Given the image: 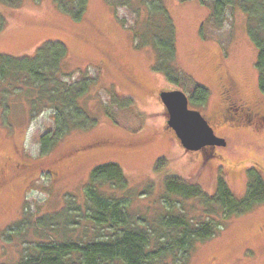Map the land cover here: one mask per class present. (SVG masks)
I'll return each instance as SVG.
<instances>
[{"label":"rangeland","instance_id":"rangeland-1","mask_svg":"<svg viewBox=\"0 0 264 264\" xmlns=\"http://www.w3.org/2000/svg\"><path fill=\"white\" fill-rule=\"evenodd\" d=\"M163 1L175 29L176 82L153 69V47L134 40L133 29L140 25V19L127 6L114 8L107 0H88L84 18L77 22L52 0H22L17 6L0 0L6 20L0 32V52L31 55L45 40H61L67 47L64 70L72 73L66 80L94 79L82 100L95 119L92 126L63 135L42 155L39 137L54 125L52 110L30 118L23 98H15L8 112L0 107V151L10 153L17 143L15 161L32 164L28 171L16 172L0 190V264H14L24 245L49 232L29 225L22 229L28 234L23 237L9 227L23 217L34 220L62 209L66 196L83 203V187L91 169L104 162L121 165L133 192L128 209L147 218L169 209L189 216L202 213L198 198L166 197L164 178L168 175L199 184L209 195L222 175L239 198L246 194L251 168L264 180V121H238V106L234 105L235 110L227 112L233 115L229 122L212 123L215 134L225 139V146L211 150V156L190 153L168 127L158 96L162 89H180L189 98L195 84L204 85L209 91L205 103L190 105L207 116L220 101L217 82L223 77L234 88L235 99L259 100L264 108L255 67L257 49L246 32L245 13L228 7L223 25L217 28L209 20L211 1ZM133 81L141 86H134ZM244 116L249 118L248 113ZM96 139L109 143L86 153L57 157ZM53 158L52 165L59 171L56 178L42 173V161ZM160 158L166 163L157 170ZM146 188L149 193H140ZM103 190L108 196H126L120 188L105 185ZM222 215L224 224L218 233L197 242L185 264H264V232L260 230L264 226V200L245 211Z\"/></svg>","mask_w":264,"mask_h":264},{"label":"trees","instance_id":"trees-1","mask_svg":"<svg viewBox=\"0 0 264 264\" xmlns=\"http://www.w3.org/2000/svg\"><path fill=\"white\" fill-rule=\"evenodd\" d=\"M2 1L17 6L22 0ZM52 1L77 22L84 18L88 6V0ZM206 1H211L209 20L217 28L223 25L228 7H238L245 13L246 32L257 49L258 88L264 95V0H200L202 3ZM107 2L114 8L127 6L139 17L140 25L133 29L134 40L138 39L141 46L151 45L155 50L153 69L176 82L175 29L164 1ZM5 23V16L0 11V32ZM66 55V45L57 39L45 40L31 55L13 56L0 52V107L8 112L15 98H23L27 101L30 118L44 110H52L54 125L39 137L42 155L48 153L66 133L95 123L92 111L82 100L94 79L84 76L77 81H67L72 73L64 70ZM208 94L206 86L195 84L188 98L189 107L204 104ZM210 152L205 153L213 155ZM165 163L166 159H158L155 169L162 168ZM248 177L246 194L239 198L222 175L217 177L212 195L204 192L199 184L168 175L164 178L166 197L174 194L198 198L203 206L202 213L189 216L169 209L147 218L128 209L133 192L121 165L113 161L95 165L83 187V203H76L74 197L66 196L67 203L62 209L34 220L23 217L8 228L23 237L28 234L22 233V229L29 225L45 233L49 231L24 245L14 264H185L197 242L218 233L224 224L222 214L242 212L264 200V180L260 174L251 168ZM105 185L120 188L126 196L106 195ZM141 192L146 195L149 190L146 188Z\"/></svg>","mask_w":264,"mask_h":264},{"label":"flooded vegetation","instance_id":"flooded-vegetation-1","mask_svg":"<svg viewBox=\"0 0 264 264\" xmlns=\"http://www.w3.org/2000/svg\"><path fill=\"white\" fill-rule=\"evenodd\" d=\"M221 80H218L217 86L220 94V101L215 110H213L210 114L205 116L209 123L212 125L214 120L221 121L223 123L229 122L230 119L233 118V115H228L227 112L232 109L235 110V106H238V110L236 112V119L238 121H247L251 124H258L264 121V108L261 107L259 100H244V99H235V92L232 85L229 81L223 77H220ZM134 86L140 87L139 83L135 81L132 82ZM248 113L249 118L245 119L244 114ZM213 127V125H212ZM169 129V128H168ZM214 129V127H213ZM219 136V135H218ZM111 142V141H110ZM109 143L107 139H96L88 142L84 145H79L71 150L65 151V153L57 156L58 158H64L65 156H69L72 154L86 153L92 150H97L98 148L104 147ZM217 146L214 147H205L198 151H189L190 153H199L203 154L208 151H213ZM19 145L14 143L10 153H3L0 151V190L4 188L15 176L16 172L19 171H28V169L32 166L31 163H26L23 161H15L18 157ZM9 154V155H8ZM57 159V158H56ZM53 159L42 161V173L47 174V176L51 178H56L59 175V171H57L52 165ZM41 168V167H40ZM260 230L264 232V226L260 227Z\"/></svg>","mask_w":264,"mask_h":264},{"label":"water","instance_id":"water-1","mask_svg":"<svg viewBox=\"0 0 264 264\" xmlns=\"http://www.w3.org/2000/svg\"><path fill=\"white\" fill-rule=\"evenodd\" d=\"M166 110V123L186 151L205 147L225 146L223 137L215 134L208 119L197 109L189 107V99L180 89H162L158 93Z\"/></svg>","mask_w":264,"mask_h":264}]
</instances>
